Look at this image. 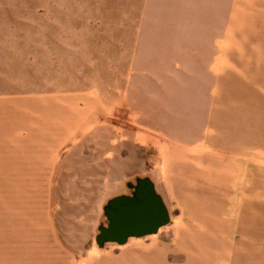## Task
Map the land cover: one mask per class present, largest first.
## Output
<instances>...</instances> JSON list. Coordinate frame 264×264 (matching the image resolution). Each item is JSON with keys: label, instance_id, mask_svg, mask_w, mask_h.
I'll use <instances>...</instances> for the list:
<instances>
[{"label": "rangeland", "instance_id": "374dc122", "mask_svg": "<svg viewBox=\"0 0 264 264\" xmlns=\"http://www.w3.org/2000/svg\"><path fill=\"white\" fill-rule=\"evenodd\" d=\"M262 2L0 0V264H94L95 253L112 257L107 264H211L222 255L217 238L199 256L212 236L177 231L184 209L166 177L168 153L141 136L199 131L221 75L207 65L231 62L213 40L226 39L237 4L261 21ZM139 178L154 182L170 222L101 248L104 207ZM159 242L175 252L159 257Z\"/></svg>", "mask_w": 264, "mask_h": 264}, {"label": "crops", "instance_id": "0c3cea01", "mask_svg": "<svg viewBox=\"0 0 264 264\" xmlns=\"http://www.w3.org/2000/svg\"><path fill=\"white\" fill-rule=\"evenodd\" d=\"M237 5L226 39L213 40L217 51L231 55V62L217 58L207 65L221 75L210 89L199 131L184 136L164 132L141 137L168 153L166 177L173 181L176 201L184 209L177 231L212 236L203 237L198 254L202 250L211 254L217 238L225 252L212 264H236L238 251H242L243 264H264V18L250 19L249 4ZM257 5V11L264 13V3ZM242 60L249 69H237ZM199 180L208 188L197 191L194 185ZM203 202L212 208L200 206ZM239 203L241 209L236 212ZM167 247V243H158L159 257L167 259L175 252ZM181 251L185 250L176 253ZM91 257L94 264H107L112 259H100L96 253Z\"/></svg>", "mask_w": 264, "mask_h": 264}, {"label": "water", "instance_id": "95a60500", "mask_svg": "<svg viewBox=\"0 0 264 264\" xmlns=\"http://www.w3.org/2000/svg\"><path fill=\"white\" fill-rule=\"evenodd\" d=\"M127 185L135 189L133 195L115 197L104 208L109 225L99 228L97 243L101 248L107 243L125 245L130 238L156 234L170 222L167 206L150 178Z\"/></svg>", "mask_w": 264, "mask_h": 264}, {"label": "bare ground", "instance_id": "6f19581e", "mask_svg": "<svg viewBox=\"0 0 264 264\" xmlns=\"http://www.w3.org/2000/svg\"><path fill=\"white\" fill-rule=\"evenodd\" d=\"M241 209V203H239V204H237L236 205V212L237 211H239ZM199 225V224H198ZM177 227H179V225L177 226ZM199 229V228H198ZM239 230H240V232H241V234H242V218H241V216H240V218H239ZM203 231V230H202ZM205 231V230H204ZM208 231V230H207ZM180 239H181V236H180V238H179V241H180ZM181 242V241H180ZM237 259H241V260H243V258H242V251H239L238 252V255H237ZM209 261L211 262V259L209 258ZM214 261V260H213ZM211 264H212V262H211ZM215 264V263H214ZM238 264H242V263H238Z\"/></svg>", "mask_w": 264, "mask_h": 264}, {"label": "flooded vegetation", "instance_id": "af4514ba", "mask_svg": "<svg viewBox=\"0 0 264 264\" xmlns=\"http://www.w3.org/2000/svg\"><path fill=\"white\" fill-rule=\"evenodd\" d=\"M136 182H137V180H136ZM136 182L134 183V184H136ZM129 188V187H128ZM130 189V188H129ZM134 191H135V189H130V194H123V195H126V196H132L133 195V193H134ZM123 195H120V196H123ZM118 197V196H117ZM115 198V197H114ZM113 199V198H112ZM110 201V200H109ZM108 204V203H107ZM106 218H107V216H106ZM109 225V220H108V218H107V223L104 225V226H108Z\"/></svg>", "mask_w": 264, "mask_h": 264}]
</instances>
